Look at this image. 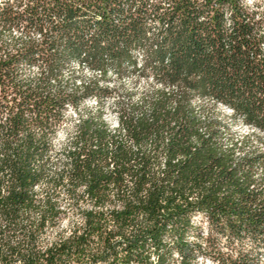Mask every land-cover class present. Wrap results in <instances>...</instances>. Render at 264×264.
<instances>
[{
	"label": "trees",
	"instance_id": "1",
	"mask_svg": "<svg viewBox=\"0 0 264 264\" xmlns=\"http://www.w3.org/2000/svg\"><path fill=\"white\" fill-rule=\"evenodd\" d=\"M255 6L1 4L0 29L39 38L8 43L0 30V264H256L264 254V14ZM40 61L46 70L23 79L20 64ZM73 62L103 80L110 69L139 71L152 84L137 101L131 92L120 101L112 124L111 89L65 80ZM82 105L58 147L68 110ZM240 119L258 133L238 135Z\"/></svg>",
	"mask_w": 264,
	"mask_h": 264
},
{
	"label": "rangeland",
	"instance_id": "2",
	"mask_svg": "<svg viewBox=\"0 0 264 264\" xmlns=\"http://www.w3.org/2000/svg\"><path fill=\"white\" fill-rule=\"evenodd\" d=\"M6 0H0V6L2 3H4ZM13 3L14 0H11ZM247 3L250 5H255V9L257 8L260 12L264 14V0H247ZM24 28V27H23ZM23 28H14L10 30H1V37L4 41L10 43L11 41H14L15 39H20L21 37L26 36H32L33 38H39V35L34 31L33 29H29L28 32H25L26 30H23ZM134 54L138 56V62H143V56L141 50H135ZM141 65L138 64L137 68H139ZM20 74L23 79L27 80H34L36 79L41 72L46 70V66L40 61L37 63L29 64V63H22L20 64ZM63 76L65 80H69L70 82L76 81L78 83L82 82H90L94 79H99L101 84L107 85L111 89V93L104 97V107L107 110V116L108 119L112 124H116L117 114H118V107L119 102H128L129 93L131 92V100L137 101L139 99V96L146 90H148L151 87L152 84V76L151 75H142L141 73H127L124 75L119 76L113 69H110L108 71V77L106 79L100 78V74L98 72L93 71L86 66H83V64H80L78 62H73L69 66L67 65L63 70ZM90 106L95 105L96 98H90L89 99ZM87 105V104H86ZM221 111L226 116L230 115V110L226 108H221ZM84 113V106H80V108L75 111L73 109H69L67 112L68 118L65 120L64 125L59 131L58 139L56 140V144L58 147L63 142V139L67 135V133L73 128L74 125V119L77 118V114ZM234 130L237 132L238 135H246L248 133H258L255 131L253 127H248L245 124H243L242 120L240 119L235 123ZM260 135V134H259ZM254 143H261L258 141L257 138H253ZM196 222H202L205 224L203 219L200 216L196 217ZM61 228L57 230H61ZM56 231L51 230L47 233V236L52 237L55 235ZM198 264H220L217 262H213L209 258H204L199 261ZM256 264H264V254L260 253L258 255V260Z\"/></svg>",
	"mask_w": 264,
	"mask_h": 264
}]
</instances>
